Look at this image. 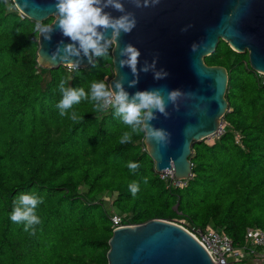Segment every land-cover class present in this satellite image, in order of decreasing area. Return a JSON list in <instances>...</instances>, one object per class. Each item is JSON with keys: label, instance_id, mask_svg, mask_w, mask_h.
Listing matches in <instances>:
<instances>
[{"label": "trees", "instance_id": "1", "mask_svg": "<svg viewBox=\"0 0 264 264\" xmlns=\"http://www.w3.org/2000/svg\"><path fill=\"white\" fill-rule=\"evenodd\" d=\"M36 23L12 0H0V264H108L113 214L123 224L159 218L218 230L236 248L249 249L247 229L264 231V82L248 54L219 40L203 58L228 71L224 133L192 142V175L180 187L155 171L143 134L119 143L128 129L112 109L97 113L82 100L69 110L82 122L59 115L60 79L71 77L69 85L86 92L93 81L107 82L114 74L112 48L107 57L95 58V67H41ZM129 162L140 168L131 172ZM132 181L140 184L135 197L128 188ZM31 192L43 198L35 235L9 218L13 200ZM249 259L264 264L253 253L239 261Z\"/></svg>", "mask_w": 264, "mask_h": 264}, {"label": "water", "instance_id": "2", "mask_svg": "<svg viewBox=\"0 0 264 264\" xmlns=\"http://www.w3.org/2000/svg\"><path fill=\"white\" fill-rule=\"evenodd\" d=\"M24 16L36 22L54 17L56 0H12ZM125 9L135 14L137 24L129 34H121L112 46V83L125 77L129 93L159 88L167 102V92L179 89L185 93L178 101L179 110L168 103V118L157 113L151 123L171 133V142L161 147L144 140L156 172L173 169L178 179L192 174L191 144L213 135L225 114L228 71L221 65H207L203 58L211 54L219 40L232 49L247 53L253 71L264 72V0H160L155 7L136 8L122 0ZM113 16L121 13L106 9ZM55 28V25H53ZM183 29V31H182ZM69 43L59 30L51 40L37 37V61L41 67L66 66L52 60L51 53L58 42ZM131 43L140 52V63L156 60V69L168 75L154 79L152 71L141 72L135 87L129 68L119 66V50ZM194 50H193V47ZM83 59L80 67H88ZM108 264H214L205 248L184 227L165 219L115 228L108 240Z\"/></svg>", "mask_w": 264, "mask_h": 264}, {"label": "clouds", "instance_id": "3", "mask_svg": "<svg viewBox=\"0 0 264 264\" xmlns=\"http://www.w3.org/2000/svg\"><path fill=\"white\" fill-rule=\"evenodd\" d=\"M129 2L136 8H147L155 7L160 0H129ZM55 8L57 13L55 23L37 22L34 30L45 40H51V34L57 29L63 37L68 38L69 43H64L63 40L58 42L57 47L51 53V59L63 62L70 72L80 69L85 58L91 66L95 67V58L107 57L113 44L118 46L117 41L121 34L131 33L137 24L135 14L125 9L122 0H56ZM109 8L121 13V15L113 16L111 12L106 11ZM192 47L194 50L195 46ZM119 56L121 57L119 60L120 68H129L133 77L127 82L128 87H135L141 72L152 71L156 80L163 79L168 75L163 69H156L155 59L151 63L147 60L144 61L143 65L138 68L141 52L131 43L120 48ZM256 73L258 74V72ZM70 79L71 77L61 78L58 84L61 98L55 107L61 117L69 115V110L74 105L79 104L82 100H87L93 105L94 112L104 113L112 109L113 115L120 118L127 127L128 130L121 134L119 143H132L133 136L140 134H143L144 140L154 141L161 147H166L171 142V133L166 129L155 127L151 122L157 119V113L165 118L169 117L168 103H171L173 108L178 111V101L185 95L183 91L179 89L169 90L166 102L162 90L159 88L129 93L124 86L125 77L123 76L112 83L105 80L93 81L90 84V90L87 92L83 87L70 86ZM69 119L73 123H80L83 121V116L76 111H71ZM220 124L223 126L222 118ZM217 131L211 135V138L220 136H216ZM127 167L135 173L140 168V164L129 162ZM167 171H172L174 174L173 169H170L159 172L160 176ZM174 178L181 181L182 185H175L171 179H166V181L180 187L189 179H178L175 175ZM147 182L148 177H145L144 183L147 184ZM128 188L135 197L140 190V184L137 181H132ZM41 203H43V198L35 192L21 193L12 202L10 220L15 224H22L23 230L29 235H35L36 226L42 223L36 211ZM178 225L184 227L181 224ZM115 228L119 227H115L113 224V229Z\"/></svg>", "mask_w": 264, "mask_h": 264}, {"label": "built area", "instance_id": "4", "mask_svg": "<svg viewBox=\"0 0 264 264\" xmlns=\"http://www.w3.org/2000/svg\"><path fill=\"white\" fill-rule=\"evenodd\" d=\"M258 75L263 76L262 82H264V72H258ZM109 83V78L106 79ZM224 132L222 124H220L216 136L221 135ZM164 179H171L175 185H182V182L174 178L172 171L164 172L161 175ZM111 220L115 227H122L127 224L122 223V217L120 214H113ZM196 240L205 248L210 255L214 264H231L232 261H239L246 259L247 256H252V253L257 259L264 262V231L260 228L253 227L248 228L246 231V237L249 239V249H239L233 244L230 237L222 234L218 230L214 229H188ZM255 247H259L256 249Z\"/></svg>", "mask_w": 264, "mask_h": 264}, {"label": "rangeland", "instance_id": "5", "mask_svg": "<svg viewBox=\"0 0 264 264\" xmlns=\"http://www.w3.org/2000/svg\"><path fill=\"white\" fill-rule=\"evenodd\" d=\"M207 139H211V136L208 137ZM103 199L105 200V203H106V206L108 207L109 212L115 213L116 209H115V207L112 204V200H111L112 196L109 195V194H106V195L103 196ZM230 261H232L231 264H260V262H258L256 260H253V259H249V260H246V261H236V262H234L233 260H230Z\"/></svg>", "mask_w": 264, "mask_h": 264}]
</instances>
